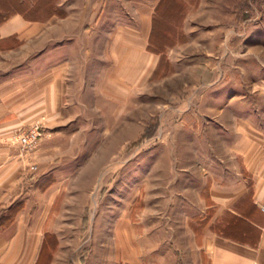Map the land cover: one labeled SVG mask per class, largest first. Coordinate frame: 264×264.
I'll list each match as a JSON object with an SVG mask.
<instances>
[{"label":"rangeland","instance_id":"374dc122","mask_svg":"<svg viewBox=\"0 0 264 264\" xmlns=\"http://www.w3.org/2000/svg\"><path fill=\"white\" fill-rule=\"evenodd\" d=\"M10 1L0 0L4 17L16 2L23 19L41 25L0 39L9 70L48 39L69 32L82 41L70 64L55 63L65 74L40 77L34 117L0 138L9 148L0 161V227L21 213L19 226L40 232V246L47 234L58 237L41 264L55 251L54 264H111L112 249L134 236L179 228L167 193L176 195L180 172L195 166L193 137L207 135L212 106L231 97L234 81L264 98V0ZM162 32L174 39L158 48ZM34 126L39 135L21 150L15 134ZM206 218L186 224L198 236Z\"/></svg>","mask_w":264,"mask_h":264},{"label":"crops","instance_id":"0c3cea01","mask_svg":"<svg viewBox=\"0 0 264 264\" xmlns=\"http://www.w3.org/2000/svg\"><path fill=\"white\" fill-rule=\"evenodd\" d=\"M29 1L31 7L33 0ZM9 7L10 10L5 7L10 13L8 17L0 12V39L16 32L32 35L41 25L23 19L16 2ZM64 35L48 39L43 48L32 52L29 60L10 64L11 70L9 52L1 50L0 138L8 128L31 120L34 112L39 111L34 95L40 92L39 79L43 74L48 73L52 79L65 74L66 67L55 70V63L70 64L82 40L69 32ZM46 67L49 70L44 71ZM234 84L231 97L212 106L214 111L209 113L205 126L207 135L197 132L193 137L192 143L199 145L193 150L195 166L180 172L182 178L175 189L176 195L173 191L167 193V205L179 208V228L146 232L137 242L134 236L133 243L128 241L121 251L114 246L111 264L120 261L127 264H264V213L260 209L264 206V98L253 99L249 91L254 88L248 90L241 81ZM41 104L48 105V102ZM8 154L7 145L0 147V161ZM205 211L207 218L197 236L186 220ZM20 214L9 225L0 227V264H36L41 248L40 232L25 231L23 225L19 226ZM224 215H228L222 220L224 225L211 229ZM168 239L172 241L166 245L164 242ZM55 240L58 245L59 238ZM56 254L55 251L49 264H54Z\"/></svg>","mask_w":264,"mask_h":264},{"label":"trees","instance_id":"16d2710c","mask_svg":"<svg viewBox=\"0 0 264 264\" xmlns=\"http://www.w3.org/2000/svg\"><path fill=\"white\" fill-rule=\"evenodd\" d=\"M43 1V0H33V5L35 4V6L38 8V5H40V2ZM165 1L167 0H163L162 2L164 3ZM162 3V4H163ZM161 4V6H162ZM176 6H178V2L176 0V3H175ZM33 10H34V7L32 6ZM179 8H180V4H179ZM178 8V9H179ZM160 14V12H159ZM152 35H153V32H152ZM169 36V37H168ZM157 38H154V43L156 44V42L158 41L157 43V46L158 48H161V47H165L166 44H170L173 42V36L172 35H168L167 32H162L160 34V38L158 36H156ZM161 41V42H159ZM1 223V221H0ZM46 236H49L50 237V240L48 243H46L45 241L41 244V248H40V251H39V256H38V261L36 264H41V261L43 260V256L45 255L46 251L48 250V248H50V244H51V248H53L55 246V243H56V240H55V237L53 234H47ZM52 241V242H51Z\"/></svg>","mask_w":264,"mask_h":264},{"label":"built area","instance_id":"2783aa9c","mask_svg":"<svg viewBox=\"0 0 264 264\" xmlns=\"http://www.w3.org/2000/svg\"><path fill=\"white\" fill-rule=\"evenodd\" d=\"M39 132L36 129V126L26 129H21L15 134V141H17L18 146L21 150L29 149L34 144ZM260 209L264 213V206H261Z\"/></svg>","mask_w":264,"mask_h":264}]
</instances>
